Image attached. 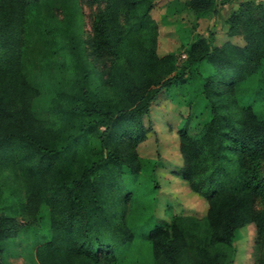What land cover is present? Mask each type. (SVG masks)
<instances>
[{
    "label": "trees",
    "instance_id": "obj_1",
    "mask_svg": "<svg viewBox=\"0 0 264 264\" xmlns=\"http://www.w3.org/2000/svg\"><path fill=\"white\" fill-rule=\"evenodd\" d=\"M79 1L0 0V254L20 228L42 221L37 264L136 261L125 168L134 177L142 169L137 144L158 93L190 82L189 110L203 101L198 113L207 115L193 135L178 128L175 173L207 209L143 230L144 264H223L250 221L264 264V1L239 0L225 39L197 33L179 66L174 52L157 50V0H86L98 6L86 40ZM217 1L185 0L196 20L216 13ZM203 61L211 71L199 70ZM46 84L50 105L38 117L32 100ZM8 179L22 196L5 205Z\"/></svg>",
    "mask_w": 264,
    "mask_h": 264
},
{
    "label": "rangeland",
    "instance_id": "obj_2",
    "mask_svg": "<svg viewBox=\"0 0 264 264\" xmlns=\"http://www.w3.org/2000/svg\"><path fill=\"white\" fill-rule=\"evenodd\" d=\"M238 1L222 4L218 0L216 13L196 20L185 0H157L151 13L159 23L158 52H174L179 66L186 57L187 44L196 38L197 33L207 37L209 31H213L215 41L220 43L225 39V18ZM79 5L80 34L86 40L91 33L92 14L98 6L86 0H80ZM233 41L242 42V39L233 37ZM99 68L101 63L97 62L93 67L94 75ZM198 68L201 72L212 70V66L205 61ZM46 79L53 80L50 76ZM50 98V85L46 84L42 92L32 100V107L38 117L47 115ZM188 100H195V86L190 82L165 88L158 93L149 113L143 116L146 137L137 144L138 153L144 159L142 169L134 177L125 168L124 179L126 189L130 190L128 218L136 235L129 249L130 256L136 261L130 264H144L150 259V253L141 239L143 230L155 224H168L177 214L201 216L207 209L206 200L192 191L186 180L175 173L182 164L178 151V128H185L193 135L199 131L207 115L206 110L202 114L198 113L203 101H200L196 110H189ZM5 178L3 176L1 179ZM9 181L2 187L6 198L2 203L5 205L14 202L19 194L11 191L15 189V183ZM16 217L18 220L25 218L21 214ZM42 232V221L20 228L3 244L0 254L3 263L37 264L32 244L34 234ZM255 232L252 221L237 228L231 242V253L223 264H257L259 246Z\"/></svg>",
    "mask_w": 264,
    "mask_h": 264
},
{
    "label": "crops",
    "instance_id": "obj_3",
    "mask_svg": "<svg viewBox=\"0 0 264 264\" xmlns=\"http://www.w3.org/2000/svg\"><path fill=\"white\" fill-rule=\"evenodd\" d=\"M262 1H264V0H262ZM228 4V3H227ZM230 4H234V0H232L231 2H230ZM236 4V6H235V8L233 9V10H235L236 8H237V5H238V3H235ZM232 10V11H233Z\"/></svg>",
    "mask_w": 264,
    "mask_h": 264
},
{
    "label": "built area",
    "instance_id": "obj_4",
    "mask_svg": "<svg viewBox=\"0 0 264 264\" xmlns=\"http://www.w3.org/2000/svg\"><path fill=\"white\" fill-rule=\"evenodd\" d=\"M182 55H184V54H182Z\"/></svg>",
    "mask_w": 264,
    "mask_h": 264
}]
</instances>
